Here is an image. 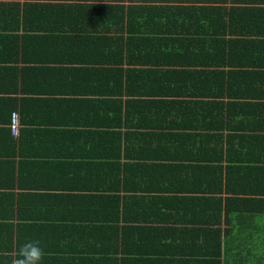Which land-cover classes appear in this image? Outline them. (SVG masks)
<instances>
[{
    "label": "crops",
    "instance_id": "0c3cea01",
    "mask_svg": "<svg viewBox=\"0 0 264 264\" xmlns=\"http://www.w3.org/2000/svg\"><path fill=\"white\" fill-rule=\"evenodd\" d=\"M2 2L73 8L26 30L0 14V264L34 240L42 264H178L226 221L264 224V0ZM174 21L195 34L157 46L188 64L136 40Z\"/></svg>",
    "mask_w": 264,
    "mask_h": 264
},
{
    "label": "trees",
    "instance_id": "16d2710c",
    "mask_svg": "<svg viewBox=\"0 0 264 264\" xmlns=\"http://www.w3.org/2000/svg\"><path fill=\"white\" fill-rule=\"evenodd\" d=\"M181 6L178 7V9ZM72 10V6L64 5V4H58V3H32V4H20V3H13V2H2L0 4V14H5L4 17H6L8 14L9 18L7 24L14 26L16 28H19V26H22L23 30H26L31 22H34L35 20L40 19L39 16H41L40 11H47L49 14H57L60 9L62 10ZM113 8L117 10H122L121 6H113L108 7ZM38 10V11H37ZM40 10V11H39ZM41 11V12H42ZM7 16V17H8ZM38 16V17H37ZM49 19H55L54 17H48ZM47 17L45 19H48ZM113 20L114 26L121 28L122 23L125 19H128L122 15H114L111 17H108ZM93 20L96 22H103L104 17H92ZM169 19V18H166ZM180 19V18H177ZM185 18H182L181 20H184ZM177 23L178 21L173 22V27L170 30H165L170 32H174L176 34V38H166L165 32L162 31V27L160 29V33L157 29H146L145 33L141 34L143 38L136 39L138 41H147L150 45L153 46V50H147L149 55H152L154 53L162 54V57L165 60H169V58H177L179 60V64H188V61L181 62L180 59L187 58L183 55H187L188 52L196 51L197 49H191L190 47H185L184 44L178 43L179 47H172L169 49H159L160 46L164 45V43L168 40L171 41H185V36L188 34H195V31H191L189 28L184 29L181 27V29H177ZM39 24L43 26V23L41 20H39ZM152 21H149L148 25H152ZM156 26V25H155ZM186 26V25H184ZM9 27V26H8ZM11 28V27H10ZM39 29V27L37 28ZM159 33V35H158ZM180 34L182 36H180ZM25 34L23 33V36H19L17 33H7L6 39L11 40L12 42H21L25 41L27 39ZM160 36V37H159ZM217 38H214L212 41L215 43L213 47L210 48H204L203 50L199 51H208V57H207V63L206 67H208V74L211 76L217 75L218 73H222V70H219V67L224 65L222 62L219 61L218 57H216L217 52L219 51V47H217ZM117 40V39H115ZM191 40V39H189ZM158 42V46H157ZM115 56L117 54L121 53V49H115ZM172 53V54H171ZM176 54V55H175ZM115 58H120L115 57ZM124 72L121 68H115L114 75L115 79L121 76V73ZM180 72H185L184 70H179ZM206 72V71H204ZM216 78V77H215ZM214 97L213 100H211V104L216 105L217 101V95L212 94ZM183 104V103H182ZM12 113V112H11ZM115 122L117 126H120L122 113L115 114ZM246 216H238L236 218L235 225L231 226L230 220L226 221V229L224 230V240L220 238V232L216 231V238H212L213 235H211V239L209 241H205V243L208 245V247H193L194 249L189 251V255L186 253L185 256H182L183 260H178V264H264V224L258 223V224H251L247 225V223H244ZM248 217V216H247ZM248 220V218H247ZM235 227L233 230L232 228ZM212 234V231H211ZM188 252V251H186Z\"/></svg>",
    "mask_w": 264,
    "mask_h": 264
},
{
    "label": "clouds",
    "instance_id": "9594fccd",
    "mask_svg": "<svg viewBox=\"0 0 264 264\" xmlns=\"http://www.w3.org/2000/svg\"><path fill=\"white\" fill-rule=\"evenodd\" d=\"M45 256L39 241H30L20 246L18 254L11 260V264H42Z\"/></svg>",
    "mask_w": 264,
    "mask_h": 264
},
{
    "label": "built area",
    "instance_id": "2783aa9c",
    "mask_svg": "<svg viewBox=\"0 0 264 264\" xmlns=\"http://www.w3.org/2000/svg\"><path fill=\"white\" fill-rule=\"evenodd\" d=\"M19 115L16 111L11 113L10 116V131L13 136H17L19 132Z\"/></svg>",
    "mask_w": 264,
    "mask_h": 264
}]
</instances>
